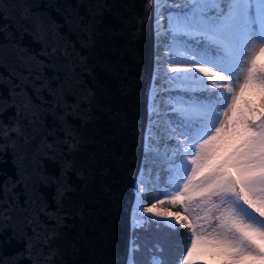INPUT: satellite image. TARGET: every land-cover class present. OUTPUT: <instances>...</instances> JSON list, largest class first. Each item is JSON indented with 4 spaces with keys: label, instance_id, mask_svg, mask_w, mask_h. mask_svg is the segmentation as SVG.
Wrapping results in <instances>:
<instances>
[{
    "label": "snow or ice",
    "instance_id": "6c2138e0",
    "mask_svg": "<svg viewBox=\"0 0 264 264\" xmlns=\"http://www.w3.org/2000/svg\"><path fill=\"white\" fill-rule=\"evenodd\" d=\"M124 7L117 0H0L7 73H0L7 89L0 93V166L14 169L0 180V264H64L56 257L81 252L87 264H119L101 217L116 201L135 133L139 29L129 30ZM153 7L158 23L167 16L165 39L184 58V71L202 73L219 90L194 75L170 78L180 91L169 98L179 106L167 119L187 141L174 145L184 144L177 159L187 163L176 187L143 211L173 217L162 225L173 228L185 216L158 205L186 214L195 201L203 219L215 222L200 234L188 223L191 240L184 238L179 264H264V0H165L162 9L153 0ZM238 70L237 92L230 81ZM246 92L253 98L244 99ZM229 126L234 143L225 150L217 142ZM13 241L19 247L5 258ZM128 264L139 262L130 256ZM153 264H164L155 249Z\"/></svg>",
    "mask_w": 264,
    "mask_h": 264
},
{
    "label": "water",
    "instance_id": "95a60500",
    "mask_svg": "<svg viewBox=\"0 0 264 264\" xmlns=\"http://www.w3.org/2000/svg\"><path fill=\"white\" fill-rule=\"evenodd\" d=\"M36 4L47 6L55 3L62 6L65 3H74V0H34ZM118 5H124L123 11L129 13V30L139 29V40L136 44L140 54V64L138 69L139 87L137 89L136 110L134 128L135 133L129 140V155L126 158L122 174L119 179L118 194L115 203L105 210L102 220L109 225L114 242L115 250L113 258L119 261V264H128V259L132 257V213L134 209V192L140 162L142 158V144L145 131V123L148 115V100L150 84L153 72V53H154V27H153V0H117ZM130 6V7H129ZM41 10L50 11L53 19L60 21V16L51 8H42ZM119 27L118 24H115ZM74 39V37H73ZM35 51H39L40 45H32ZM0 73L7 75L4 69L0 68ZM0 93L7 94V89L0 87ZM10 159V158H9ZM14 169L9 162L7 165L0 166V180L12 176ZM51 192H48V199L51 200ZM19 246L12 242L3 249L5 258L14 255ZM64 264H87L90 259L87 252H81L77 255L66 253L64 256L56 257Z\"/></svg>",
    "mask_w": 264,
    "mask_h": 264
},
{
    "label": "bare ground",
    "instance_id": "6f19581e",
    "mask_svg": "<svg viewBox=\"0 0 264 264\" xmlns=\"http://www.w3.org/2000/svg\"><path fill=\"white\" fill-rule=\"evenodd\" d=\"M155 3L161 5V9L165 0H155ZM158 11L153 7V27H154V53H153V72L150 84L149 100H148V115L145 123L144 138L142 144V158L136 180L134 192V214L138 216V221H142L145 215H148L154 220L161 221L167 225L174 223L173 217L156 218L153 214L145 213L144 207H150L149 200L155 202L157 187V176L159 165L163 160L169 158L170 153L177 143L181 140L172 134L170 123L167 119V111L174 106V101L169 98L168 90L171 86V81L167 76L169 71L168 56L165 49L162 47L164 38L159 35L161 33L162 19L157 22ZM156 101V111L159 116L153 113V100ZM149 116L153 118L150 120ZM167 140L171 145L168 146L164 141ZM143 189V192L140 191ZM157 210H168L157 207ZM133 222V220H132Z\"/></svg>",
    "mask_w": 264,
    "mask_h": 264
},
{
    "label": "trees",
    "instance_id": "16d2710c",
    "mask_svg": "<svg viewBox=\"0 0 264 264\" xmlns=\"http://www.w3.org/2000/svg\"><path fill=\"white\" fill-rule=\"evenodd\" d=\"M167 20V16L164 15V23ZM166 29V28H165ZM167 50L169 53V65L170 71L169 76L170 78L176 76H185V75H194L196 78L205 81L208 84L209 89L211 91H217L219 89H211V83L213 82L211 79L204 77L202 73L198 71L192 70L190 73H186L184 71V58L181 57L176 51L175 47L169 41L167 45ZM258 63H264V60L259 61ZM176 67L177 71L173 72L172 68ZM231 82V81H230ZM180 91L177 87L169 93H176ZM253 98L250 97L249 94L246 92L244 99ZM255 103L258 106L260 102L259 96H255ZM175 102V107L168 112V116L176 115L175 108L178 107V103L176 99H173ZM171 125V123H170ZM172 128V125H171ZM174 134V133H173ZM176 135V134H174ZM179 138H184L181 136L176 135ZM234 143V137L230 134H226L222 137L220 141L217 142V146L222 149H230ZM163 163L162 165H164ZM173 170H177L179 174H182L183 167L182 163L177 162L176 165L171 167ZM170 169V170H171ZM161 171V170H160ZM176 187V184L169 185V190H173ZM162 194H160V198L165 192L164 189H161ZM195 201L189 202L188 212L185 214L183 210L174 205L167 204V208L172 209L174 212H181L185 215V219L183 224L176 225L173 228L162 227L165 225L161 222L150 221V223H145L142 227L135 230L132 233V237H134V243L138 245V249L134 252V259L139 262V264H153V249L156 250L157 253H162L164 264H179L182 254L184 253L185 248V241L184 238L186 237L188 241L191 240L192 230L189 229L188 223H193L197 234H200L202 231L211 232L212 229L215 227V222L205 221L203 219L205 212L201 209H196L194 207ZM161 207L160 205H158ZM197 206V205H196ZM166 208V207H161ZM183 234V235H181Z\"/></svg>",
    "mask_w": 264,
    "mask_h": 264
},
{
    "label": "rangeland",
    "instance_id": "374dc122",
    "mask_svg": "<svg viewBox=\"0 0 264 264\" xmlns=\"http://www.w3.org/2000/svg\"><path fill=\"white\" fill-rule=\"evenodd\" d=\"M159 36L161 38H164L165 41H163L162 47L165 49V51H167L166 50L167 49L166 47H167L169 41H166V39H165L166 38V34H164L163 32H161ZM167 56H168V54H167ZM168 59H169V56H168ZM168 63H169V60H168ZM243 76H244V72L242 70H238V76H233L232 79H231V82H230L231 83V86L237 92L239 90L240 84L243 82ZM169 79H170V77H169ZM170 81H171V79H170ZM175 88H176V85L171 81V86H170V89L168 90V92L171 91V90H173V89H175ZM223 90H224L225 95H228V93H227V85H224V89ZM221 119H223L222 111H221ZM231 132H232V129H231V126H229L228 132L226 134H230ZM226 134H224V135H226ZM174 136L177 137L176 135H174ZM177 138H179V137H177ZM179 139L181 141H183L184 144L187 143V141H186L185 138H179ZM184 144H181V147H180L179 150L174 146L173 149H172V151H171V153H170L169 158L162 161L165 164L162 165V167L159 166V169L161 168L160 169L161 171L159 172L160 178H159V181L157 180V187L154 189L155 190V193L157 195L156 199L157 198H160V196H161L160 194H162L161 188L165 189V192H163V195H162V197L160 199H164L165 198V195L168 194V193H170L172 191V190H169L170 189L169 188V185H173L174 184V180H175L176 176L179 174V172L177 170L171 169V167L173 165H176L177 162H180L182 164H186L187 163L186 160L182 162V161H180V160L177 159V154H178V152H182L183 151ZM188 167L190 168V165ZM162 185H163V187H162ZM194 204L197 205V206L194 205V207L196 209H201V206L198 205L196 202H194ZM160 206L161 207H166L165 209L172 210L170 208H167V206H168L167 203H165L164 205H160ZM132 220H133V222H132V233L135 230H137L140 227H142L145 223H148V222L150 223V221L159 222L157 220L152 219L148 215H145L142 221H138V216L136 214L133 215ZM134 240H135L134 237H132V243H131L132 257H134L135 250L138 249V245L134 243Z\"/></svg>",
    "mask_w": 264,
    "mask_h": 264
}]
</instances>
